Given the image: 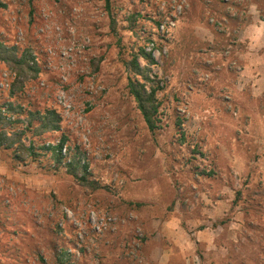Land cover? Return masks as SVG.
<instances>
[{
  "label": "rangeland",
  "instance_id": "374dc122",
  "mask_svg": "<svg viewBox=\"0 0 264 264\" xmlns=\"http://www.w3.org/2000/svg\"><path fill=\"white\" fill-rule=\"evenodd\" d=\"M0 43V264H264V0H0Z\"/></svg>",
  "mask_w": 264,
  "mask_h": 264
},
{
  "label": "trees",
  "instance_id": "16d2710c",
  "mask_svg": "<svg viewBox=\"0 0 264 264\" xmlns=\"http://www.w3.org/2000/svg\"><path fill=\"white\" fill-rule=\"evenodd\" d=\"M107 6L110 5V0H106ZM113 28L115 26L113 25ZM122 43V41L120 42ZM10 56H15V49L8 48L6 45L0 43V59H4L6 62L9 60ZM131 59L125 61V65L131 74L128 77V87L130 92L135 97V100L138 104V107L143 114V117L149 127V129L155 132L159 127V101L157 94L162 89L160 82L157 79V76L150 74L151 67L150 65H143L140 61V58H145L149 61V63L154 62V58L151 52L146 51L145 47L139 48L137 51L133 52L131 55ZM9 62V61H8ZM26 62V58L22 56L20 58V63ZM56 112L54 110H50L47 116V119L44 120L45 123H48L49 128H58V123L55 125L56 120ZM54 117L55 119H52ZM65 139H63L60 145L54 146V152L58 159L63 158L62 147L64 145ZM52 147V146H51ZM72 165V163H71ZM79 181L83 184L89 183L90 179L87 177V174L78 175V173H73ZM99 185H97L98 187ZM242 192L238 191L236 200L240 198Z\"/></svg>",
  "mask_w": 264,
  "mask_h": 264
},
{
  "label": "crops",
  "instance_id": "0c3cea01",
  "mask_svg": "<svg viewBox=\"0 0 264 264\" xmlns=\"http://www.w3.org/2000/svg\"><path fill=\"white\" fill-rule=\"evenodd\" d=\"M164 234L167 235L166 232ZM194 234L196 235V239L195 238H192V237H190L191 239H188L186 236H182L184 243H187L188 247H191L192 248V251L195 250V244H196V242L197 241H201V235L204 234V231L202 229H200V230L196 231ZM168 238H172L171 240L174 243V245L175 244H178V241L175 239V237L169 236Z\"/></svg>",
  "mask_w": 264,
  "mask_h": 264
}]
</instances>
